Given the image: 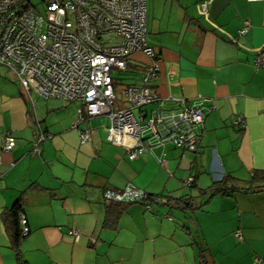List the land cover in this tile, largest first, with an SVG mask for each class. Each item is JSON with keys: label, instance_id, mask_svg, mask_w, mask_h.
<instances>
[{"label": "crops", "instance_id": "1", "mask_svg": "<svg viewBox=\"0 0 264 264\" xmlns=\"http://www.w3.org/2000/svg\"><path fill=\"white\" fill-rule=\"evenodd\" d=\"M205 2L209 19L199 12ZM147 4V42L161 67L151 85L162 99L203 101L198 150L166 143L132 160L108 141L104 115L80 125L92 133L82 143L79 101L29 96L0 65V264H201L202 250L208 264H264V68L254 65L264 0ZM245 21L251 28L241 35ZM128 62L127 85L138 86L150 59L136 52ZM238 117L245 128L234 124ZM39 127L52 137L32 155ZM8 132L16 146L6 152ZM224 176L227 191L213 194ZM129 184L151 195L150 209L105 200L106 189ZM19 204L30 232L17 249L11 212Z\"/></svg>", "mask_w": 264, "mask_h": 264}, {"label": "built area", "instance_id": "2", "mask_svg": "<svg viewBox=\"0 0 264 264\" xmlns=\"http://www.w3.org/2000/svg\"><path fill=\"white\" fill-rule=\"evenodd\" d=\"M199 12L209 19L208 3L200 4ZM147 24V0H0V65L29 96L36 91L47 99L79 101L74 127L80 130L82 143L90 141L92 133L80 125L104 115L110 119L108 141L127 149L132 160L150 147L166 143L196 152L205 129L204 103L176 97L162 99L151 85L161 67L160 57L147 42ZM250 28V22L245 21L240 34H247ZM255 51V67L264 68V46ZM136 52H143L150 62L143 70L141 84L127 86L128 106L116 107L113 73L126 72ZM166 102L175 106L168 108ZM155 104V108L146 110ZM35 120L39 124L36 115ZM234 124L246 127L242 117L236 118ZM51 137L40 128L31 154L37 155ZM2 146L4 151H11L16 138L6 133ZM193 181L191 177L185 184L191 186ZM104 198L141 202L150 209L147 200L151 195L133 184L122 190L106 189ZM21 232H30L24 216ZM70 233L76 239L80 236L77 231ZM237 236L241 237V233Z\"/></svg>", "mask_w": 264, "mask_h": 264}, {"label": "trees", "instance_id": "3", "mask_svg": "<svg viewBox=\"0 0 264 264\" xmlns=\"http://www.w3.org/2000/svg\"><path fill=\"white\" fill-rule=\"evenodd\" d=\"M114 81H115V86L117 85V81L118 79L114 77ZM242 128V127H241ZM257 174V175H256ZM255 175L258 176V174L260 173H256ZM227 182H228V177L227 176H224L222 177L220 180L214 182L212 188H211V192L214 193H224L226 192V188H227ZM181 201H185V198H180L179 199V202ZM22 206L19 204V206H16L14 208V210L11 212V217H12V220L14 221V224L16 226V229H15V236H16V239L14 240V244L16 246V248L18 249V246H19V243H20V239L22 237V233H21V224H20V218H21V215H22ZM14 236V237H15ZM21 264H25L24 262H22ZM201 264H208V260L206 258V253L204 250L201 251Z\"/></svg>", "mask_w": 264, "mask_h": 264}, {"label": "rangeland", "instance_id": "4", "mask_svg": "<svg viewBox=\"0 0 264 264\" xmlns=\"http://www.w3.org/2000/svg\"><path fill=\"white\" fill-rule=\"evenodd\" d=\"M160 1H172V0H160ZM114 77L118 79L117 81V102L116 107L124 106V102L126 100L125 91L127 88V82L130 81L131 77L133 76L131 73H124L120 71H114Z\"/></svg>", "mask_w": 264, "mask_h": 264}]
</instances>
